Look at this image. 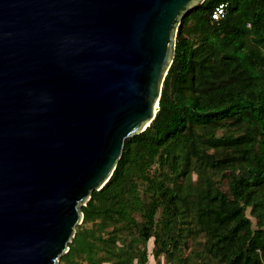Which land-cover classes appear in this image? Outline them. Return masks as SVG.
Instances as JSON below:
<instances>
[{
    "label": "water",
    "instance_id": "obj_1",
    "mask_svg": "<svg viewBox=\"0 0 264 264\" xmlns=\"http://www.w3.org/2000/svg\"><path fill=\"white\" fill-rule=\"evenodd\" d=\"M205 0H0V264H58L159 111Z\"/></svg>",
    "mask_w": 264,
    "mask_h": 264
},
{
    "label": "trees",
    "instance_id": "obj_2",
    "mask_svg": "<svg viewBox=\"0 0 264 264\" xmlns=\"http://www.w3.org/2000/svg\"><path fill=\"white\" fill-rule=\"evenodd\" d=\"M159 107L60 262L147 264L154 240L157 264H264V0L184 17Z\"/></svg>",
    "mask_w": 264,
    "mask_h": 264
},
{
    "label": "rangeland",
    "instance_id": "obj_3",
    "mask_svg": "<svg viewBox=\"0 0 264 264\" xmlns=\"http://www.w3.org/2000/svg\"><path fill=\"white\" fill-rule=\"evenodd\" d=\"M153 248H154V240H151L149 243H148V251H149V261L147 264H157V262L155 261L153 255H152V251H153ZM185 250V255L188 256V254L190 253V246H188ZM162 261V264H167L166 263V258L165 257H162L161 259ZM58 264H62L60 261Z\"/></svg>",
    "mask_w": 264,
    "mask_h": 264
},
{
    "label": "built area",
    "instance_id": "obj_4",
    "mask_svg": "<svg viewBox=\"0 0 264 264\" xmlns=\"http://www.w3.org/2000/svg\"><path fill=\"white\" fill-rule=\"evenodd\" d=\"M223 14H224L223 7L220 6L219 8H217L216 12L213 14V18H219L223 16Z\"/></svg>",
    "mask_w": 264,
    "mask_h": 264
}]
</instances>
